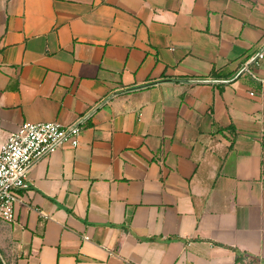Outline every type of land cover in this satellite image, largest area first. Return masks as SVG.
<instances>
[{
	"label": "crops",
	"instance_id": "obj_1",
	"mask_svg": "<svg viewBox=\"0 0 264 264\" xmlns=\"http://www.w3.org/2000/svg\"><path fill=\"white\" fill-rule=\"evenodd\" d=\"M262 46L264 0H0V145ZM260 54L113 94L25 169L0 264H264Z\"/></svg>",
	"mask_w": 264,
	"mask_h": 264
},
{
	"label": "built area",
	"instance_id": "obj_2",
	"mask_svg": "<svg viewBox=\"0 0 264 264\" xmlns=\"http://www.w3.org/2000/svg\"><path fill=\"white\" fill-rule=\"evenodd\" d=\"M260 57L259 53L257 58ZM76 134V126H62L55 121H44L22 122L6 135L0 145V220H13V205L18 202L15 192L28 186L24 175L26 166L55 144ZM75 143L74 138L70 140L71 145Z\"/></svg>",
	"mask_w": 264,
	"mask_h": 264
},
{
	"label": "water",
	"instance_id": "obj_3",
	"mask_svg": "<svg viewBox=\"0 0 264 264\" xmlns=\"http://www.w3.org/2000/svg\"><path fill=\"white\" fill-rule=\"evenodd\" d=\"M263 48H264V46H262L259 50H257L231 77H229L227 79H191V78H188V79H171V78H164V79L156 80V81H153V82H148V83H145V84H141V85H138V86H134V87H130V88H125V89H122V90L114 91V92L108 94L107 96H105L98 104H96L93 108H91L86 114H84L72 126H77L90 113H92L95 109H97L102 103H104L106 100H108L115 93L129 91V90H132V89L141 88V87L153 85V84L160 83V82H180V83H188V82H192V83H228V82H231L245 69V67L248 64H250L251 62H253L257 58V55L263 50ZM36 159L32 160L26 167H28Z\"/></svg>",
	"mask_w": 264,
	"mask_h": 264
}]
</instances>
